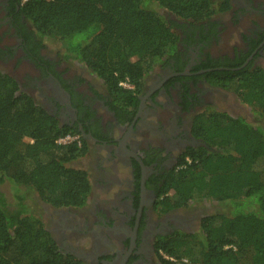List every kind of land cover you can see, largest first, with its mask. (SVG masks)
Masks as SVG:
<instances>
[{"label": "trees", "instance_id": "1", "mask_svg": "<svg viewBox=\"0 0 264 264\" xmlns=\"http://www.w3.org/2000/svg\"><path fill=\"white\" fill-rule=\"evenodd\" d=\"M16 1L42 45L61 39L64 58L82 62L114 100L129 106L136 103L143 77L175 50L178 21L195 24L229 7L228 0L218 9L215 0ZM212 76L262 118L250 122L213 112L201 119L211 151H191L190 161L181 160L168 172L165 189L171 194L164 200L173 208L213 198L228 209L204 216L191 235L161 242V264H264V69ZM126 79L136 91L118 85ZM64 134L12 76L0 71V264H79L58 251L27 202L32 195L52 206L86 202L89 179L70 165L85 150L76 141L58 144ZM5 183L13 203L3 195Z\"/></svg>", "mask_w": 264, "mask_h": 264}, {"label": "flooded vegetation", "instance_id": "2", "mask_svg": "<svg viewBox=\"0 0 264 264\" xmlns=\"http://www.w3.org/2000/svg\"><path fill=\"white\" fill-rule=\"evenodd\" d=\"M228 4L195 24L178 21L175 50L143 77L129 106L114 100L82 62L64 58L62 48L47 54L20 4L0 0V71L85 150L70 165L89 179L86 202L37 201L44 212L37 215L65 258L79 264H161V242L198 231L207 213L194 209L193 201L169 208L165 178L181 160L190 161L191 151H211L200 121L227 113L212 108L236 95L218 85L212 72L264 69V0Z\"/></svg>", "mask_w": 264, "mask_h": 264}, {"label": "rangeland", "instance_id": "3", "mask_svg": "<svg viewBox=\"0 0 264 264\" xmlns=\"http://www.w3.org/2000/svg\"><path fill=\"white\" fill-rule=\"evenodd\" d=\"M228 32L229 31L225 30L226 35H225L224 39H226V40L229 39V33ZM75 41H76V39H73L69 42L71 44H74ZM233 41H234V37L231 39V42L227 44L228 48H230L231 45L235 42V41L234 42ZM44 44H45L44 45L45 48L47 49L46 53L51 55V54L61 50V48L63 49L64 43L61 39L55 37L52 40L45 41ZM219 48H221V46L217 45L216 49H219ZM70 67H71L70 70L72 72L77 69L75 63L70 64ZM2 68L5 70L4 67H2ZM94 77L96 79H98L95 75H94ZM98 80H100V79H98ZM127 82L129 84V86H131V88H133V85L128 80H127ZM131 88H124V89H130L131 90ZM213 109L226 111L227 113H229V115H233L234 117L238 116V115L246 117L248 119V121H250V122H259V119L262 118L261 112L259 110L252 109L250 107V105L247 104L246 102H244V100L238 95L232 96V98H230L229 102H227L225 100L219 101L217 103V105L212 108V111H214ZM1 190L3 192V195L6 198L7 202L13 203L14 198L12 196L10 184L9 183L3 184L1 187ZM37 201H38L37 196L32 195V196H30V200H28L27 202L31 208L33 207L36 209V213L42 218L44 212L40 209ZM192 205H193L194 209H198V208L203 209L204 213H207V214L217 213V212L224 213L228 209V205L226 203L220 202V201L213 199V198H204V199L201 198L198 200H194L192 202Z\"/></svg>", "mask_w": 264, "mask_h": 264}, {"label": "built area", "instance_id": "4", "mask_svg": "<svg viewBox=\"0 0 264 264\" xmlns=\"http://www.w3.org/2000/svg\"><path fill=\"white\" fill-rule=\"evenodd\" d=\"M118 85L122 88H131V86H129L127 80H122L118 83ZM73 138H71L69 135H62L60 137L57 138L56 142L59 144H67L69 142H72Z\"/></svg>", "mask_w": 264, "mask_h": 264}]
</instances>
